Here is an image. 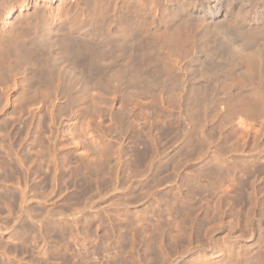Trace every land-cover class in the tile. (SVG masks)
Returning a JSON list of instances; mask_svg holds the SVG:
<instances>
[{
	"label": "rangeland",
	"instance_id": "rangeland-1",
	"mask_svg": "<svg viewBox=\"0 0 264 264\" xmlns=\"http://www.w3.org/2000/svg\"><path fill=\"white\" fill-rule=\"evenodd\" d=\"M37 1L15 30L0 7V264H264V98L191 89L177 48L115 66L117 4L126 22L148 12L126 0ZM60 7L73 21L58 35L83 40L36 44Z\"/></svg>",
	"mask_w": 264,
	"mask_h": 264
},
{
	"label": "bare ground",
	"instance_id": "bare-ground-1",
	"mask_svg": "<svg viewBox=\"0 0 264 264\" xmlns=\"http://www.w3.org/2000/svg\"><path fill=\"white\" fill-rule=\"evenodd\" d=\"M5 1L7 0H0V7H2L5 11L7 9V14L9 18L7 22L9 25H11V30H15L13 28L15 25L26 23L29 17L39 16L40 12L43 11L44 8L46 9V5L39 3L37 0H22L25 3L24 5L25 8L30 9L31 11H28L26 9L27 12L26 11L14 12V6H13L14 4H10L7 6L4 4ZM155 1H156L155 3H157L156 7H151L152 5L150 7H146L144 6V2L143 1L140 2L139 0L138 1L129 0L128 2L127 0L124 2L121 1L122 4H124V6L125 4L131 6L133 5V7H136L137 9L138 7L140 8L142 7L145 11L146 10L148 11L147 14L144 11L146 17L143 15L144 21L140 20L141 25L140 23H138L139 22L138 19H137L138 22L137 21L135 22L136 19L135 15H133L135 17L134 22H132L133 16L131 17L132 19H130L132 23L126 22L129 20V18L126 16L127 15L125 14L126 12L122 13L123 6L117 4L118 12L120 11L121 15H119L118 17L116 16L117 21L115 20V22L117 23H115V27L113 30H115L116 33L118 34L117 37L118 41L116 43V48L118 49L117 52L119 51L120 52L119 54L117 53L118 55H116V58L114 60L115 66H121L125 64L126 60H123L125 58H123L122 51L127 53L130 52L129 54L131 56L134 50L139 47V45H145V47L146 46L148 47L147 49L151 53V54L147 53L148 55L149 54L155 55L157 53L159 55L163 53L161 50H164L166 48L169 49L177 48L181 51L180 53L183 52L188 56V59L185 61V63H182L181 65L182 70L180 72V76L181 79L183 78L184 80H187V82L189 83V87L191 89H196V90L203 89V91H205V89L206 90L211 89L214 91L224 92L225 94L228 95L232 94V96L233 94L235 95L237 94V96L239 95L241 97H243L244 96L243 94L246 93L247 95L250 94L259 95L257 96V98L260 96L264 98V0H155ZM75 2H78L80 5H83L81 0H75ZM147 4L148 3H146L145 5ZM95 7H96L94 10L95 12H93L92 14L93 19L94 18L97 19V13L102 8V6L99 7L98 5ZM81 11L84 13L86 11V8L84 7L81 8ZM122 14H124L128 18V20L125 19L124 15ZM48 19L49 20L47 22L43 23V25H45L43 27L44 32H40L41 30L40 31L38 30V32H36L37 34L32 39L35 41L36 44H41V45L49 44L55 46L56 43L60 41H61L60 43H62V41H65L69 38H70L69 40L72 39L78 42L83 40V38H81L82 35L80 34L78 35L77 33V36H74L75 35L74 32H71L74 30L76 32L77 31L79 32L80 29L78 28V26L74 28L72 27L73 26L72 25L71 27H68L69 29L68 34L58 35L59 34L58 31L63 30L64 28L66 29L67 28L66 26L71 24L73 21L71 20L69 9H64V7L63 8L60 7L57 11H53V9H50ZM125 22L130 23V25L127 26L128 24H126ZM134 23H136V26L134 25ZM137 23L139 24L140 27L138 26ZM1 33L2 35L0 36L3 39H5L6 36L3 35L6 33V31L4 30L3 26H0V34ZM14 40H15L14 42L15 44H17L18 42H19L18 45L22 43L20 41H17L18 38L17 40L16 39ZM3 42L5 41L1 42L0 40V71L3 68L4 64L5 65L8 64L7 62L8 60L5 61L7 58L6 55L8 50H11L12 48L10 46H8L10 47V49L8 47L6 48ZM212 42H215L216 44ZM210 43H212L213 45H210ZM20 45L21 46H18L20 48L17 47L16 49L22 50L23 53L25 48L21 49V47L23 48V46L22 44ZM220 45H223L222 47L225 46L226 49L227 47L232 48L233 52L230 49V51L233 54L232 59L228 58L227 59L228 61L226 60V62L225 60H221V61L217 60V57L220 58L219 52L221 51L220 49L222 48L220 47ZM62 46H64L63 48H65V45ZM130 50L133 51L131 52ZM14 51L16 50L14 49ZM22 53L21 55L18 53L20 57L21 56L23 57ZM222 53L220 54V56L222 55ZM126 62L129 67L131 61L128 60ZM11 63L12 61H10L8 65L10 66ZM212 63H217V65L220 67V70H222V72L215 71L210 73L206 71L207 70L205 68L206 65L207 64L212 65ZM114 65H112V67ZM123 66L121 67L123 68ZM73 75L76 76V73H73ZM241 99L243 100L244 98ZM249 100H250V96H249ZM254 100L257 101L258 99H256L255 97V99L253 98V100L251 101ZM244 102L246 104V101ZM253 105L254 104H252V106ZM249 107H248L249 108L248 112L249 111L251 112L250 110L251 106ZM243 109L246 111L245 107H243ZM247 113L244 114V116H240L239 118H237V120L239 119L238 124L240 125V127L241 125L245 126L247 124L248 122L247 116L249 115V114L247 115Z\"/></svg>",
	"mask_w": 264,
	"mask_h": 264
}]
</instances>
